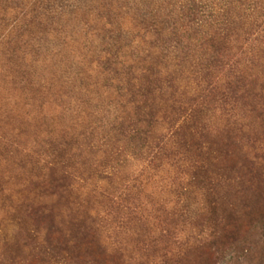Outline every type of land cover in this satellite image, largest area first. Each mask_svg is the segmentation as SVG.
<instances>
[{
  "label": "rangeland",
  "instance_id": "obj_1",
  "mask_svg": "<svg viewBox=\"0 0 264 264\" xmlns=\"http://www.w3.org/2000/svg\"><path fill=\"white\" fill-rule=\"evenodd\" d=\"M182 6L0 0V264H264V46Z\"/></svg>",
  "mask_w": 264,
  "mask_h": 264
},
{
  "label": "trees",
  "instance_id": "obj_2",
  "mask_svg": "<svg viewBox=\"0 0 264 264\" xmlns=\"http://www.w3.org/2000/svg\"><path fill=\"white\" fill-rule=\"evenodd\" d=\"M180 32L200 35L205 44L224 43L241 34L258 35L264 46V0H183ZM161 25V24H160ZM177 22L172 26L177 30ZM220 44V45H221ZM263 52V51H261Z\"/></svg>",
  "mask_w": 264,
  "mask_h": 264
}]
</instances>
